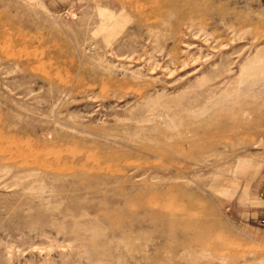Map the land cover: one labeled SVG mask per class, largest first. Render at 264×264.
I'll return each instance as SVG.
<instances>
[{
	"label": "rangeland",
	"instance_id": "rangeland-1",
	"mask_svg": "<svg viewBox=\"0 0 264 264\" xmlns=\"http://www.w3.org/2000/svg\"><path fill=\"white\" fill-rule=\"evenodd\" d=\"M263 191L264 1L0 0V264H264Z\"/></svg>",
	"mask_w": 264,
	"mask_h": 264
},
{
	"label": "bare ground",
	"instance_id": "bare-ground-1",
	"mask_svg": "<svg viewBox=\"0 0 264 264\" xmlns=\"http://www.w3.org/2000/svg\"><path fill=\"white\" fill-rule=\"evenodd\" d=\"M165 194V193H164ZM166 195V194H165ZM186 209V208H185ZM162 217L163 216V214L162 215H159V217ZM166 217V216H165ZM166 221L169 223V225H170V228H173L174 229V227L175 226H177V227H179V225L181 226V223H182V220H181V218L179 219L178 217H168V218H166ZM185 225L183 224V227H184ZM181 228V227H180ZM179 229V228H178ZM182 231H188L189 232V230L187 229V228H185V229H181ZM180 230V231H181ZM185 232V233H186ZM192 232V231H191ZM196 232V231H195ZM187 234V233H186ZM189 234V233H188ZM185 235V236H187V237H185L186 238V240H189V239H195V238H197V240H199V241H202V240H205V239H207V233H201V232H198L195 236L194 235H192V237L193 238H191L190 237V235ZM194 234V233H193ZM143 247V246H142ZM147 248V247H146ZM146 252V251H145ZM148 253V252H147Z\"/></svg>",
	"mask_w": 264,
	"mask_h": 264
},
{
	"label": "crops",
	"instance_id": "crops-1",
	"mask_svg": "<svg viewBox=\"0 0 264 264\" xmlns=\"http://www.w3.org/2000/svg\"><path fill=\"white\" fill-rule=\"evenodd\" d=\"M264 1V0H262ZM258 213L256 212L257 216L258 215H261V214H264V191H263V195L259 196L258 198Z\"/></svg>",
	"mask_w": 264,
	"mask_h": 264
},
{
	"label": "built area",
	"instance_id": "built-area-1",
	"mask_svg": "<svg viewBox=\"0 0 264 264\" xmlns=\"http://www.w3.org/2000/svg\"><path fill=\"white\" fill-rule=\"evenodd\" d=\"M259 225H260V227L264 230V217H261V218L259 219Z\"/></svg>",
	"mask_w": 264,
	"mask_h": 264
}]
</instances>
